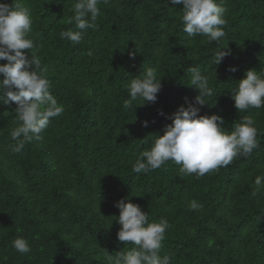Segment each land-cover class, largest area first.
<instances>
[{"label": "trees", "instance_id": "trees-1", "mask_svg": "<svg viewBox=\"0 0 264 264\" xmlns=\"http://www.w3.org/2000/svg\"><path fill=\"white\" fill-rule=\"evenodd\" d=\"M22 2L31 10L34 50L64 111L17 152L10 136L15 104L0 103V264H106L104 250L115 256L133 247L118 241L114 217L115 202L129 196L150 222L168 221L161 255L171 264H264V188L253 194L255 177L264 174V108L238 112L230 92L247 69L264 70V0H225L226 36L218 44L188 38L182 6L170 0L101 3L96 28L79 45L59 35L75 30L69 20L76 0ZM226 46L231 54L213 65ZM197 66L215 90L200 115L222 116L229 130L251 116L258 147L199 178L172 161L134 173L137 156L150 146L142 141L163 135L166 117L194 102L198 90L188 69ZM147 67L161 77V90L154 103L131 112L123 107L125 85ZM189 200L201 210H189ZM18 236L30 252L12 247Z\"/></svg>", "mask_w": 264, "mask_h": 264}, {"label": "clouds", "instance_id": "clouds-1", "mask_svg": "<svg viewBox=\"0 0 264 264\" xmlns=\"http://www.w3.org/2000/svg\"><path fill=\"white\" fill-rule=\"evenodd\" d=\"M109 0H76L74 14L69 23L75 30L67 29L59 33L74 45H79L88 29L96 28V20L101 15L99 5ZM225 0H170L171 6L181 5L179 14L183 32L188 38L206 36L209 43H220L226 36L223 26L226 23L227 9ZM31 10L22 0L0 3V103H14L17 126L10 132L15 141L14 151L19 152L26 143L39 139L40 134L49 126L52 118L59 117L64 109L51 94V82L46 70L41 67L31 38ZM231 52L226 47L217 51L213 65H219ZM129 58L137 55L133 50ZM229 71H235L230 67ZM190 84L198 90L194 102L185 101L167 116L171 123L164 125L163 135L152 133L151 141L143 140L150 146L141 151L133 164L134 173H148L172 161L179 165V172L195 175L197 178L226 167L235 158L247 157L258 147V130L251 116L232 123L229 130L224 119L217 114L200 115L206 98L214 96V88L209 77L199 66L190 67ZM161 77L152 67H147L139 75L132 76L125 85L127 98L123 107L134 111L136 106L154 103L161 90ZM234 108L244 112L249 108H264V70L247 69L243 77L236 81L230 90ZM216 97V96H215ZM134 101H140L133 106ZM209 106V105H208ZM210 107V106H209ZM164 115L163 111L158 112ZM147 121L142 125L147 127ZM255 191L264 188V174L254 179ZM119 215L114 216L120 225L116 233L119 242L131 243L132 248L122 250L115 256L104 250L106 264H171L170 255H161L166 230L170 227L167 220L149 221L148 214L141 206L130 202V196L115 202ZM189 210H201L196 200H189ZM12 247L19 253L30 252L27 239L16 237Z\"/></svg>", "mask_w": 264, "mask_h": 264}]
</instances>
